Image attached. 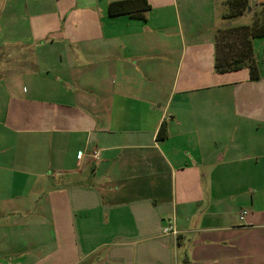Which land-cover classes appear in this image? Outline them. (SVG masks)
Segmentation results:
<instances>
[{
    "label": "crops",
    "instance_id": "crops-1",
    "mask_svg": "<svg viewBox=\"0 0 264 264\" xmlns=\"http://www.w3.org/2000/svg\"><path fill=\"white\" fill-rule=\"evenodd\" d=\"M117 1L0 0V264H264V37L219 74L226 0Z\"/></svg>",
    "mask_w": 264,
    "mask_h": 264
},
{
    "label": "trees",
    "instance_id": "trees-1",
    "mask_svg": "<svg viewBox=\"0 0 264 264\" xmlns=\"http://www.w3.org/2000/svg\"><path fill=\"white\" fill-rule=\"evenodd\" d=\"M229 9L227 18L243 16L250 11L252 13V23L250 25L236 28H226L215 38L214 70L216 73H227L248 69L250 79H259L258 69L254 57L252 40L264 37V11H253L249 0H226ZM149 10L145 0H123L109 3L107 13L109 16L128 14L134 18L146 19V12ZM224 34H229L230 38H235L240 42L241 48L237 50V57L228 59L229 53L233 50L230 42H223ZM167 136L165 126L162 125L157 134V139H165Z\"/></svg>",
    "mask_w": 264,
    "mask_h": 264
},
{
    "label": "rangeland",
    "instance_id": "rangeland-1",
    "mask_svg": "<svg viewBox=\"0 0 264 264\" xmlns=\"http://www.w3.org/2000/svg\"><path fill=\"white\" fill-rule=\"evenodd\" d=\"M256 11L257 12L264 11V8L259 7V8L256 9ZM246 14H247V12L244 13L243 16H245ZM239 17H242V15L239 16ZM237 18L238 17H234V18L228 20L227 23H226V25H228L227 28H236V27H238V26H234L235 23H237V22H242V23H245L246 22L244 19H241V20L237 21ZM64 20L65 19H63V21ZM70 22H71V19L65 20L64 25L65 26H70L71 25ZM233 23H234V25H233ZM247 23H249V25H250L251 20L247 21ZM221 38H223V42H230V43L234 44L233 45L232 52L229 53V55H228V59H232L234 57L236 58L237 57V50L238 49L240 50V48H241L240 42L238 40H236L235 38H230L229 37V34H224L223 36H221ZM47 79L50 80L51 77H47ZM58 226L60 227L61 226V223H59ZM62 240H61V243H59V245H58V248H59V251L60 252H62V250L66 249V248H69L70 249L71 248L70 246L72 245L70 239L67 240V233H66V230L65 229L63 231V238H62ZM69 252L70 253L72 252L71 249H70ZM71 261H73V258H69V259L64 260L62 264H67V263H70Z\"/></svg>",
    "mask_w": 264,
    "mask_h": 264
},
{
    "label": "built area",
    "instance_id": "built-area-1",
    "mask_svg": "<svg viewBox=\"0 0 264 264\" xmlns=\"http://www.w3.org/2000/svg\"><path fill=\"white\" fill-rule=\"evenodd\" d=\"M251 0H249L250 3ZM92 160L97 161L99 159V154L98 152H94L91 156ZM247 211L246 210H241L238 214V218L240 221H243L247 215ZM164 233H169V234H176V231L174 229L173 226H168L167 228L164 229Z\"/></svg>",
    "mask_w": 264,
    "mask_h": 264
},
{
    "label": "water",
    "instance_id": "water-1",
    "mask_svg": "<svg viewBox=\"0 0 264 264\" xmlns=\"http://www.w3.org/2000/svg\"><path fill=\"white\" fill-rule=\"evenodd\" d=\"M248 12H249V10H248Z\"/></svg>",
    "mask_w": 264,
    "mask_h": 264
}]
</instances>
